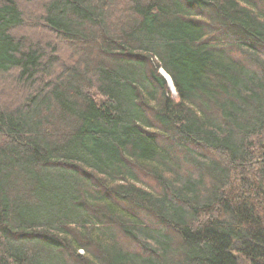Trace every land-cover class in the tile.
<instances>
[{
    "label": "trees",
    "instance_id": "obj_1",
    "mask_svg": "<svg viewBox=\"0 0 264 264\" xmlns=\"http://www.w3.org/2000/svg\"><path fill=\"white\" fill-rule=\"evenodd\" d=\"M0 264H264V0H0Z\"/></svg>",
    "mask_w": 264,
    "mask_h": 264
},
{
    "label": "water",
    "instance_id": "obj_2",
    "mask_svg": "<svg viewBox=\"0 0 264 264\" xmlns=\"http://www.w3.org/2000/svg\"><path fill=\"white\" fill-rule=\"evenodd\" d=\"M165 75V74H164ZM167 80H168V82L171 84V81H170V79L169 78H166Z\"/></svg>",
    "mask_w": 264,
    "mask_h": 264
},
{
    "label": "bare ground",
    "instance_id": "obj_3",
    "mask_svg": "<svg viewBox=\"0 0 264 264\" xmlns=\"http://www.w3.org/2000/svg\"><path fill=\"white\" fill-rule=\"evenodd\" d=\"M171 85V84H170ZM171 87H172V85H171Z\"/></svg>",
    "mask_w": 264,
    "mask_h": 264
}]
</instances>
